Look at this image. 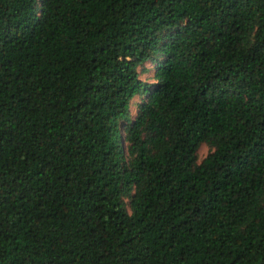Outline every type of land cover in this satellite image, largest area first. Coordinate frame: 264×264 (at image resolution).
Wrapping results in <instances>:
<instances>
[{
    "label": "trees",
    "instance_id": "1",
    "mask_svg": "<svg viewBox=\"0 0 264 264\" xmlns=\"http://www.w3.org/2000/svg\"><path fill=\"white\" fill-rule=\"evenodd\" d=\"M0 264H264V0H0Z\"/></svg>",
    "mask_w": 264,
    "mask_h": 264
},
{
    "label": "rangeland",
    "instance_id": "2",
    "mask_svg": "<svg viewBox=\"0 0 264 264\" xmlns=\"http://www.w3.org/2000/svg\"><path fill=\"white\" fill-rule=\"evenodd\" d=\"M156 69V63H152V62H145L144 64L140 65L138 67V71H139V77L143 80L146 81L147 83H153L155 82L154 80V71ZM144 100V96L141 95H136L133 100H132V104L130 106V110H131V118H134L137 111H138V105L141 101ZM211 147L209 146L208 143L206 142H202L196 152V156H197V161H200L203 157H205L207 155V153L210 151ZM128 201V208L129 207V198L126 199Z\"/></svg>",
    "mask_w": 264,
    "mask_h": 264
}]
</instances>
